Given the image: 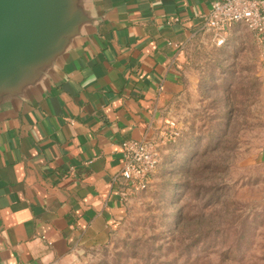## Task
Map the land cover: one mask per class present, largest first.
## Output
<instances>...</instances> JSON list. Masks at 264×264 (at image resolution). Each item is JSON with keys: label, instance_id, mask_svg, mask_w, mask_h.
I'll return each instance as SVG.
<instances>
[{"label": "crops", "instance_id": "crops-1", "mask_svg": "<svg viewBox=\"0 0 264 264\" xmlns=\"http://www.w3.org/2000/svg\"><path fill=\"white\" fill-rule=\"evenodd\" d=\"M211 2L89 0L92 24L44 84L2 106L0 264H70L109 241L134 195L122 142L156 140L191 90L193 46L238 38L242 24L203 26Z\"/></svg>", "mask_w": 264, "mask_h": 264}, {"label": "rangeland", "instance_id": "rangeland-1", "mask_svg": "<svg viewBox=\"0 0 264 264\" xmlns=\"http://www.w3.org/2000/svg\"><path fill=\"white\" fill-rule=\"evenodd\" d=\"M235 35L192 47L149 189L70 264H264V47L245 25Z\"/></svg>", "mask_w": 264, "mask_h": 264}, {"label": "water", "instance_id": "water-1", "mask_svg": "<svg viewBox=\"0 0 264 264\" xmlns=\"http://www.w3.org/2000/svg\"><path fill=\"white\" fill-rule=\"evenodd\" d=\"M92 22L89 0H0V110L43 85Z\"/></svg>", "mask_w": 264, "mask_h": 264}, {"label": "built area", "instance_id": "built-area-1", "mask_svg": "<svg viewBox=\"0 0 264 264\" xmlns=\"http://www.w3.org/2000/svg\"><path fill=\"white\" fill-rule=\"evenodd\" d=\"M202 17L203 26L216 33H224L233 24H242L255 32L262 41L264 0H212L209 12ZM225 41V35L216 38L218 46L223 45ZM121 148L120 178L126 184V191L131 193L146 191L161 160L158 141L125 140Z\"/></svg>", "mask_w": 264, "mask_h": 264}]
</instances>
